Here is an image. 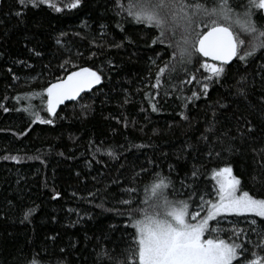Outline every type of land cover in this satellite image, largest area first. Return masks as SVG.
I'll use <instances>...</instances> for the list:
<instances>
[{"label": "trees", "instance_id": "obj_1", "mask_svg": "<svg viewBox=\"0 0 264 264\" xmlns=\"http://www.w3.org/2000/svg\"><path fill=\"white\" fill-rule=\"evenodd\" d=\"M70 2L51 0L56 12L0 0V264H30L35 253L44 264H117L134 232L121 201L135 207L158 178H170V200L215 201L213 170L232 166L242 190L264 198V49L204 94L209 72L174 55L179 29L154 43L159 31L117 14L115 0ZM237 32L242 54L252 37ZM85 67L101 85L52 117L44 89ZM219 220L256 240L249 217Z\"/></svg>", "mask_w": 264, "mask_h": 264}, {"label": "snow or ice", "instance_id": "obj_2", "mask_svg": "<svg viewBox=\"0 0 264 264\" xmlns=\"http://www.w3.org/2000/svg\"><path fill=\"white\" fill-rule=\"evenodd\" d=\"M18 2L23 6L31 4L32 7L47 4L54 11H61L51 0ZM81 4L82 0H71L64 7L76 9ZM115 6L117 14H125L136 23L155 27L159 36L154 43H166L165 32L175 37L179 29L182 35L176 42L174 55H178L183 64L195 62L209 72L204 78L208 81L203 84L204 94H207L209 84L219 83L220 78L226 75L227 66L234 58L246 63L257 50L264 49V24H257L253 19L258 16L264 20V0H247V3L238 6L234 0H115ZM16 14L22 15L21 12ZM237 29L252 37L248 49L242 54L244 41L239 38ZM167 43L172 47L171 41ZM200 57L218 61L219 66L207 61L200 63ZM168 67L166 64L159 69L153 87L161 86V78ZM191 79L195 80V76ZM100 82L101 76L85 67L72 72L67 79L50 84L44 89L47 113L56 117L59 105L66 100H76L82 92ZM241 94L246 96L244 92ZM192 97L199 98L196 92L192 93ZM153 110H156L155 106ZM33 115L40 123H53L51 119H41L36 113ZM225 151L231 152V146ZM257 163L264 169V161ZM192 175L195 177L197 172L194 170ZM213 179V191L218 197L215 202L211 198L205 201L204 196H199L200 203H196L191 195L188 200H170V178L168 181L158 178L150 194L146 192L145 199L142 202L138 200L135 207L131 206V200L121 201L130 206L127 215L134 232L131 243L123 250L117 264H264V256L260 255L264 252V198L254 197L249 191L242 190V180L233 174L232 166L213 170ZM252 179L255 181L256 177ZM165 189H169L167 194ZM129 191L135 192L136 189ZM201 212L206 214L201 217ZM222 213L252 214L249 223L254 226L251 232L255 233L256 240L244 229L224 227L223 221L217 219ZM30 214L31 210L23 220H28ZM257 218H260L259 221ZM210 222L215 223L210 226ZM227 232L231 235L225 239ZM206 233L209 238H205ZM37 262L44 264L40 253L34 254L30 264Z\"/></svg>", "mask_w": 264, "mask_h": 264}, {"label": "water", "instance_id": "obj_3", "mask_svg": "<svg viewBox=\"0 0 264 264\" xmlns=\"http://www.w3.org/2000/svg\"><path fill=\"white\" fill-rule=\"evenodd\" d=\"M201 58H203V57H201ZM203 59H205V60H208V61H210V62H213V61H211L210 59H208V58H203ZM234 61H235V58H234ZM233 61V62H234ZM232 62V63H233ZM215 63H220V62H215ZM231 63V64H232ZM229 66V65H228ZM79 70V69H78ZM78 70H76V71H78ZM93 71V70H92ZM72 73V72H71ZM71 73H69V74H71ZM68 74V75H69ZM68 75H66L63 79H61V80H64V79H67V76ZM60 80H58V81H56V82H59ZM56 82H54V83H56ZM101 85V82L99 83V84H96V85H93V87L90 89V90H85L84 92H82L81 94H80V96L76 99V100H71V101H65L63 104H61V105H59L58 106V108H57V112L59 111V109L60 108H62V107H64L66 104H69V103H74V102H76V101H78L83 95H86V94H90L91 92H93L94 90H96L99 86Z\"/></svg>", "mask_w": 264, "mask_h": 264}, {"label": "rangeland", "instance_id": "obj_4", "mask_svg": "<svg viewBox=\"0 0 264 264\" xmlns=\"http://www.w3.org/2000/svg\"><path fill=\"white\" fill-rule=\"evenodd\" d=\"M234 174V173H233ZM212 178H213V175H212ZM214 180V179H213ZM214 182H215V180H214ZM216 200H218V197L216 196V199H215V201ZM214 201V202H215ZM238 217H241V218H246V217H249V220H251L252 219V214H243V215H236L235 213H231V214H229V213H222L221 214V216L220 217H218L217 219H223V220H232V219H234V218H238ZM211 223L212 222H210V225H211ZM205 238H209V235H208V233H206L205 234Z\"/></svg>", "mask_w": 264, "mask_h": 264}, {"label": "bare ground", "instance_id": "obj_5", "mask_svg": "<svg viewBox=\"0 0 264 264\" xmlns=\"http://www.w3.org/2000/svg\"><path fill=\"white\" fill-rule=\"evenodd\" d=\"M87 95V94H86ZM84 96V95H83ZM77 102V101H76ZM75 103V102H74ZM69 104H71V103H69ZM67 105V104H66Z\"/></svg>", "mask_w": 264, "mask_h": 264}]
</instances>
